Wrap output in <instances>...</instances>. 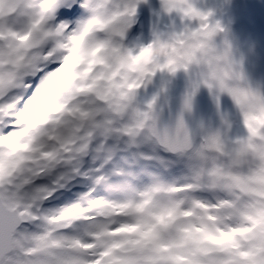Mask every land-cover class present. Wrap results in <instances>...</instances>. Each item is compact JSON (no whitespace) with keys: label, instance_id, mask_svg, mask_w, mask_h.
Here are the masks:
<instances>
[{"label":"snow or ice","instance_id":"1","mask_svg":"<svg viewBox=\"0 0 264 264\" xmlns=\"http://www.w3.org/2000/svg\"><path fill=\"white\" fill-rule=\"evenodd\" d=\"M5 2L0 37L25 34L20 16L40 24L13 49L21 71L0 70V264H264V94L215 43L212 11L160 0L180 23L128 48L142 0ZM178 72L186 91L165 121ZM202 85L230 96L246 131L229 138L223 116L224 132L189 127Z\"/></svg>","mask_w":264,"mask_h":264},{"label":"clouds","instance_id":"2","mask_svg":"<svg viewBox=\"0 0 264 264\" xmlns=\"http://www.w3.org/2000/svg\"><path fill=\"white\" fill-rule=\"evenodd\" d=\"M51 2V0H49ZM8 4L5 2L4 4H0V10H7ZM87 10V9H85ZM88 11V10H87ZM40 24V21H35L28 16H20L17 23L15 24L14 30L15 31H23L25 34L20 37H0V70H4L6 72H15L19 73L21 68L19 67L20 64L23 63V58L19 57L16 52L13 51L17 44L26 43L32 36V33L26 31L30 27H35ZM93 25H89L91 27ZM83 36L81 37V39ZM31 51V50H29Z\"/></svg>","mask_w":264,"mask_h":264},{"label":"rangeland","instance_id":"3","mask_svg":"<svg viewBox=\"0 0 264 264\" xmlns=\"http://www.w3.org/2000/svg\"><path fill=\"white\" fill-rule=\"evenodd\" d=\"M213 1H215V2L213 3L212 8L215 9L216 11H219V8L222 6V4L224 3L225 0H213ZM238 1H239V3H242L243 0H238ZM197 2H198V0H194V3L199 7L200 4H197ZM225 6L227 9H229V11H227V10L224 11V12H226V15H228V13L231 11L232 6H231V4L228 6L227 3Z\"/></svg>","mask_w":264,"mask_h":264}]
</instances>
